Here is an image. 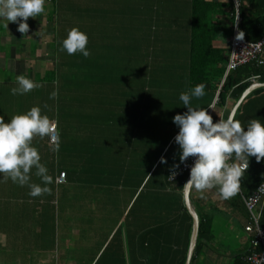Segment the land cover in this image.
<instances>
[{"label":"trees","instance_id":"obj_1","mask_svg":"<svg viewBox=\"0 0 264 264\" xmlns=\"http://www.w3.org/2000/svg\"><path fill=\"white\" fill-rule=\"evenodd\" d=\"M223 9H226L231 14V19L225 24L219 21L214 22L215 16L221 15ZM237 13L241 19L238 28L239 33H244L243 39L248 42L262 40L264 38V0H241L238 10H236L233 0H229L227 3L192 0V26L190 29L189 61L187 65L189 75L180 77L176 75L156 74L158 64L153 59L152 50L155 48L164 50L165 47H161L163 36H159L156 43L155 37L149 32L148 35L142 37L141 59L139 61L140 69L130 70L129 75L119 77L118 80L111 79L108 76L110 89L104 91V93L102 92V87L104 86L106 77L103 73L104 66L99 56L90 55L88 58H85L79 53L68 55L61 50V44H52L50 46L51 49L53 48V51L56 50V54L51 55V57L56 56L54 66L46 71L43 77L40 74H35L36 80L46 85L44 89L38 92L39 94L36 99L31 101L29 97L28 110L34 106H39L42 114H46L52 119L55 112L56 116H60L62 119L60 99L66 97L64 92H70L66 86L74 84L73 81L69 80L71 76L64 75L63 71L65 68H70L76 72L75 66H83L81 68L89 70L86 79L84 78V80L79 81L84 82L86 88L85 107L89 108V112L90 110L92 112L93 108L97 110L96 115L91 119L96 123H99V120L100 122L108 123L111 120L110 117H107L108 114L112 116L125 112V117L127 118L133 108H135L137 115L140 117V122L135 118V124L130 123L131 128L127 129L128 121H126L124 125L126 126L125 131H129L130 135H139L140 140L144 139L147 141L149 134L155 136L157 141L154 144H157L153 146V149L149 145L145 147L141 146L129 157L127 156L128 164L131 163V158L136 161L137 156L140 161L139 185L131 190L133 197L137 195L139 190V195L135 203L132 204V207L135 209V215H133L134 212L132 210L124 223V227L128 229L127 250L124 243H122L123 227H119L112 237L113 232L121 221L120 218L105 221L104 224L98 221L95 214L86 209V205L92 201V197L90 194H85L83 188H80L82 191L78 193L80 201L69 196L68 193L71 185L68 184V180L65 184L58 183L61 173H66L68 176V166L63 164L65 158H63V163H61L63 169L58 170L60 162L58 154H60V151L55 152V162L52 163L48 156L49 151L46 148L47 154H44L43 161L42 154L40 156L41 163L47 166L49 170L48 174L52 177V183L48 185L51 191L50 193L33 198L29 195L30 189L28 187L24 189L25 187L21 188L12 183L13 186L7 189L8 198L13 200L14 203L13 205L0 207V212L3 213L0 216L4 217L0 218V227L5 226L7 229L12 228L14 230L12 234L14 241L8 240L6 244L8 248L10 247L9 245H16L17 248L8 254V256H1L0 259H5L8 261V264H14L18 259L22 261V264H56L57 258L54 257V251L55 247H57L55 242L58 230V225L56 224L58 219L57 210L59 212L67 210L68 212L70 209L72 215L69 217V220L65 217V229L71 226V230L83 228L84 232L85 230L89 231V237L90 235L95 237L92 239V242L93 240H99V242H96L99 251L90 259V264H94L95 262L96 264H186L193 232V218L186 208L182 188L189 179L190 172L181 175L174 183L169 181V176L176 169L174 166L182 165L179 160V146L175 143L174 139L171 141L170 150L164 156L167 163L160 162L158 165L156 164L160 159V152L168 145V141L163 139L161 134H166L165 136L171 140L179 130L174 124L171 125L173 118L169 112L170 109L167 107V101L156 96L155 93L168 92L170 99L172 97L177 99L181 92L203 83L206 85L205 93L214 94L215 96L219 93L216 106L223 108L227 103L228 97L234 98L235 104H237L244 92L254 82L264 84V56L261 57L260 61L242 66L225 77L228 64V51L217 45L216 42L217 40H231L233 38ZM50 20L52 22V17H50ZM17 46L18 48H23V45ZM31 48L35 50V48L37 49V45L34 43L31 45ZM87 48L90 50V53L97 54L100 50V44L88 43ZM57 49H60L67 57L64 58L62 52L59 54ZM168 51L169 49L166 46L165 52ZM19 58L18 60L24 69L27 58ZM160 66L167 71L168 68L165 65L164 67L163 65ZM28 70L30 73V69ZM73 75H77V73H73ZM4 76L6 77V75ZM146 81H149V87ZM170 81H172V84L168 83ZM170 85L173 86V91ZM53 91H58L56 99L49 98ZM146 92H148L149 99L143 101L142 99L145 97ZM95 101L97 104H94ZM251 101L257 105L262 104L264 102V88L255 90L245 99L235 116L237 120L241 119V115L245 113V108ZM54 106H56L55 111H53ZM145 107H147V110ZM183 108L184 105L180 101L178 110L171 111L178 112ZM253 113H257V116H260V109H254ZM8 118L11 119L12 117ZM84 118L85 114L84 116L79 115L82 123ZM67 120V118L62 119L64 122ZM60 126L61 129L67 130L65 124ZM169 126H171L173 133L170 130L168 132ZM58 127L59 125L57 124ZM47 140L50 142L49 137ZM151 145L153 144L151 143ZM126 166L127 164L125 165V174L132 170V165L128 166L130 167L129 170ZM34 173L35 169H33L31 182L41 183L40 178L35 176ZM263 182L264 160L257 162L255 157H252L250 158L248 170L241 179L238 198L249 197L257 186ZM57 190L62 191V193L60 191L57 193ZM22 191L23 193L20 195ZM62 197H64V204L59 200L57 208V199H61ZM243 205L249 223V213L245 207L244 199ZM102 206L108 208L109 204ZM209 220L211 219L200 214L199 238L192 264L195 257L200 255L204 243L211 236ZM106 229L110 231L108 237L101 235V231H105ZM131 230L139 235L138 250H135L136 245L130 235L132 233ZM175 230L184 233V236L180 237L174 234L169 237L168 235L171 232H176ZM80 234H83L82 231ZM111 237V241L106 245ZM8 243L10 244L8 245ZM171 246L176 250H170ZM102 250L103 252H101ZM252 252L253 250L250 245L246 254L238 256L235 259V264H250L249 258Z\"/></svg>","mask_w":264,"mask_h":264},{"label":"crops","instance_id":"obj_2","mask_svg":"<svg viewBox=\"0 0 264 264\" xmlns=\"http://www.w3.org/2000/svg\"><path fill=\"white\" fill-rule=\"evenodd\" d=\"M206 1L227 3L229 0ZM45 9L44 14L37 16L40 21L36 24L37 30L33 31L32 39H29L30 37L27 33L22 34L18 32V24L15 23L8 24V28H11L12 32V34L9 35L8 29L3 26L7 21L0 20L1 74L9 75L11 78H16L21 74L25 76L30 74L26 67L23 69L18 59L23 56L27 57L26 54L28 51H30L31 54H35L37 51L39 52L38 47L37 49L35 48V50L31 48V44H39V38H41V36L37 35L39 29L42 30L46 28V31L51 37V44L58 45V43L61 44V41L66 37L68 30L73 27H78L88 35V43L100 44L98 55L95 53H91V55L96 57L99 56L104 66L103 73L106 78L104 86L102 87L103 93L110 89V80L108 81V76L111 79L118 80L119 77L121 78L124 75H129L130 70L140 69L139 61L141 59L142 37L148 35L149 32L155 37L156 43L159 36H163L161 47H165L164 50L156 48L152 50L153 59L158 64L156 74L176 75L180 77L189 75L187 65L189 61L190 29L192 26V0H99L97 3L93 0H46ZM37 17L32 20L33 24ZM50 17H52L53 23ZM229 19H231V14L227 12L226 9H223L221 15L215 16L214 22L219 21L225 24L228 23ZM30 22L31 19H28L27 23L29 26L31 25ZM2 30H4V32H2ZM14 31L16 35H13ZM173 36L177 37L174 38ZM29 40H31V44L25 49V44L29 43ZM231 40H217L216 44L228 51ZM17 45H23V48H18ZM166 46L170 51L165 52ZM57 50L58 53L61 54V50ZM51 53L55 55L56 50L53 51L52 48ZM51 58L55 60L56 56ZM11 61L16 62L14 68L9 65ZM160 65H163V67L165 65L166 68H168L167 71ZM11 80H13V82H11ZM33 81L41 84L36 80V76ZM4 82H10L13 87L16 86L15 79L7 80L5 78L4 80H0V85L4 84ZM168 83L172 84V81ZM41 85L42 87L33 90V94L38 96V92L44 89L46 84ZM171 90L173 91V86H171ZM217 95L206 93L203 98H193L191 104L193 107H212L216 99L218 100ZM11 100H0V110L5 114V121L9 118L7 113H5L6 111L4 112L3 106L9 105L11 107L18 102V100L15 99H13L15 102H11ZM21 102L24 103V101ZM234 104V98L228 97L225 107L222 108L215 105L212 116L213 122L215 123L219 119H226L236 107L237 104ZM256 108L260 109V116H257V113H253V110ZM17 109H23L19 114L28 111V107ZM55 110L56 106H54L53 111ZM186 111L187 109L183 108L178 112H169L172 114L173 118L175 115L183 114ZM17 114L18 113H15V115ZM242 115L240 119L242 125H245L250 119L255 117H259V119L264 121V102L257 105L251 101V103L246 106L245 113ZM59 117L60 116H56L54 112V118H52V120L59 125L58 150H56L57 144L48 142V137H34L32 141L33 146L38 149L39 154H42V161L44 154H47L45 151L47 148L50 161H52V163L55 162V152L60 151L59 149L65 140L63 136L66 131L64 128L61 129L60 125L69 123L70 125L80 126L79 122L82 123L80 119L76 118H69L64 122ZM107 117L111 118L110 122L105 123L99 120V123H96L91 119L92 116H88L87 111L85 112L83 127L84 132H86V137L83 139L81 137L82 133H79V135H76L74 141L71 142L67 139V144L64 145L68 147L66 153L67 158L64 160L63 164L68 166L67 180L68 184L71 185L68 195L74 197L76 193L73 189L83 188L84 193L90 194L92 197V201L88 202L91 205L88 211L94 213L98 221L99 219L108 221L119 217L121 221L117 229L113 232L112 237L119 227H123L122 243H124L127 250L128 229L124 227V223L126 219H128L130 212L132 210L134 212L135 210L132 204L135 203L139 195V190L134 197L131 190L135 189L140 181L139 158L137 156L136 161L131 158V163L128 164V157L141 146L145 147L149 145L152 146L153 149V146L157 144H154L157 138L149 134L147 141L144 139L140 140L139 135H130L129 131H125L126 126L124 125L126 121H128L127 129L131 128V125H129L130 123H133V125L135 124V118L140 122V117L137 115V110H135V108H133L127 118L125 117V112L112 116L108 114ZM172 124L171 122V125ZM169 130L172 132L171 126L168 128V132ZM165 135L166 134H161L163 139L168 141V145L160 152V159L156 163L157 165L160 163L162 157L165 158L164 156L170 150L171 141L177 134L173 136L171 140ZM151 143L153 145H151ZM59 155L60 154H58V157ZM66 160L68 162L67 164ZM126 160L127 162H125ZM126 164L128 170L130 169L128 166L132 165V170L125 174L124 170ZM60 169L62 170L63 168L62 164L59 162L58 170ZM0 188L6 187L0 185ZM24 189H27V186H25ZM22 193L23 191L20 195H22ZM238 194L239 193L228 200H223L217 194L216 189L205 190L203 193L191 189V202L199 217L201 214L211 219L209 220L211 236L204 243L200 255L195 257L193 264H235V259L238 256L248 252L251 235L245 231L248 218L244 211L243 199L238 198ZM182 195L184 197V189ZM8 197L9 194L7 190L1 191L0 204H13L14 201ZM240 197L242 198V196ZM96 198H98V200H96ZM95 202L98 203V208L92 206ZM100 204H109V206L107 208ZM98 210L106 211L105 216L100 215ZM67 213L69 217L72 215L70 209ZM0 214L3 213L0 212ZM133 215H135V212ZM0 218L4 217L0 216ZM174 234L180 237L184 236V233L180 231L171 232L168 236L170 237ZM79 235L81 236L80 233ZM101 235L108 237L110 235L109 229L101 231ZM130 235L136 245L135 250H138L139 235L133 231ZM112 237L109 238L106 245L109 244ZM0 238L3 239V236L0 235ZM0 242H2V240ZM93 242L96 245V242H99V240H93ZM103 250L101 252H103ZM170 250L175 251L176 249L171 246ZM0 264H8V261L0 260ZM14 264H22V261H16ZM94 264H96V262Z\"/></svg>","mask_w":264,"mask_h":264},{"label":"clouds","instance_id":"obj_3","mask_svg":"<svg viewBox=\"0 0 264 264\" xmlns=\"http://www.w3.org/2000/svg\"><path fill=\"white\" fill-rule=\"evenodd\" d=\"M46 0H0V20L18 24L17 31L26 34L29 32L27 23L29 18H36L45 13ZM241 32L237 39H243ZM88 35L78 27L68 30L66 37L61 41V50L68 55L81 54L88 58L91 53L87 48ZM15 87L11 94L26 95L41 84L21 74L15 78ZM206 85L201 83L187 91L181 92L179 100L187 109L183 114L173 117L172 123L178 128L174 137L179 146V160L184 163L189 157H194L190 168L189 179L185 183V194L191 189L201 193L205 190L216 189L223 200L234 197L241 188V179L249 167L250 158L255 157L257 162L264 160V121L259 118L250 119L245 125L235 118V111L226 119H219L215 123L208 108L193 107V98H203ZM58 91L50 94V99H56ZM56 129L54 121L46 114H42L39 106L12 116L5 121L0 116V183L11 180L20 187L27 186L29 195L33 198L50 193L48 185L52 177L48 168L41 163V156L32 141L34 137H51ZM57 149L59 134L56 136ZM231 161V162H230ZM161 163H167L162 157ZM175 165L174 168H178ZM39 177L41 183H33L32 174ZM176 172L169 176L175 179Z\"/></svg>","mask_w":264,"mask_h":264},{"label":"rangeland","instance_id":"obj_4","mask_svg":"<svg viewBox=\"0 0 264 264\" xmlns=\"http://www.w3.org/2000/svg\"><path fill=\"white\" fill-rule=\"evenodd\" d=\"M85 1V0H83ZM94 2H98L99 0H93ZM84 3V2H83ZM31 19L30 22V26H29V32L27 33L29 35V39H32L33 37V31L37 30L36 24L38 21H40L37 17V19L35 20V23H32V20L34 18H29ZM48 30V29H47ZM42 31V32H41ZM44 31V33H43ZM2 32H4V30H2ZM38 33V32H37ZM8 34L11 35V28H8ZM13 35H16V32H13ZM38 36H41V38H39V44L37 45L39 52L37 51L35 54H31L30 51L27 52L26 54V58L27 61L25 63V67L27 69H30V76L28 75L27 77H29L30 79H34L35 78V74L37 73H41V77H43L46 73V71L50 70L54 65V60L53 58H51V37L49 36L48 32L46 31V28L44 29H39V33L37 34ZM174 37V36H173ZM177 37V36H176ZM174 37V38H176ZM29 43L25 44V49H27V47H29V45L31 44V40L28 41ZM32 45V44H31ZM29 49V48H28ZM170 51V50H169ZM62 52V51H61ZM62 56L64 58H66L67 56L62 52ZM24 57V56H23ZM29 62V63H28ZM15 61H11L9 63L10 66H12L13 68L16 66ZM83 66H75L76 72L73 71V69L70 68H65L63 73L64 75H68L71 76V78H69V80L73 81L74 84L68 85L66 86V84H64V86L68 87L70 92H64L65 93V98L60 99V112H61V116L62 119L64 118H76L79 119V115L84 116L86 110L88 113V116H92L94 117L96 115L97 110L96 109H92V112H89V108L85 107V103H86V96H85V85L84 82H79L80 80H84V78L86 79L87 74L89 73V70H87L86 68H81ZM29 71V70H28ZM73 73H77V75H73ZM14 79L13 77L11 78V76L6 75V77L0 73V80H4V79ZM66 80V79H64ZM11 82H13V80H11ZM148 84L147 86L149 87V81H146ZM8 84V85H6ZM63 84V83H62ZM142 86V84H141ZM9 87V88H6ZM13 86H11L10 82H4V84L0 85V100H6L9 99L11 100V102H15L13 99L18 100L17 104L13 105V106H9V105H4L3 109L4 112L7 113L8 117H12L15 115V113H20V111H22L23 109H17V108H22V107H28V103H29V97L31 99V101H33L34 99H36L38 96L36 94H33V91H31L29 94L30 95H12L11 94V88ZM143 94V93H140ZM156 96H159L161 99H163L164 101H167L168 105V109L171 110H178V107H180V101L179 98L174 99L173 97L170 99L169 93H155ZM148 92L145 93V97H143V101L148 100ZM167 99V100H165ZM88 100V98H87ZM21 101H24V103H22ZM94 104H97V102L95 101ZM101 104V101H100ZM145 106V105H144ZM7 108V110H6ZM147 110V107H145ZM2 110H0V116H5V114H3L1 112ZM162 112V110H161ZM13 114V115H12ZM60 118V117H59ZM61 119V118H60ZM10 120V119H9ZM79 122V120H78ZM80 126L77 125H70L69 123L65 124V128L67 130H65L66 132L64 133V142L63 145L60 147V155L58 157L60 163H63V158L66 159V152L68 150V147L64 146L65 144H67V139L69 141H74L76 135H79V133L81 134V137L84 139L86 137V132H84V127H83V123L79 122ZM0 185H4L6 188H0V194L1 191L3 190H7V188H11L13 186L11 180H8L5 183H0ZM60 190H57V193H59ZM73 191L76 193L77 196H74L75 200L80 201L79 198V192L82 191L81 189H73ZM13 193V192H12ZM60 193H62V191H60ZM62 196V194H61ZM59 200L61 201L62 204H64V197H62L61 199H57L56 205L58 208V202ZM7 205H13L12 203H5V204H0V206L2 207H6ZM94 208H98V203H93L92 205ZM91 207L90 204L86 205V209H89ZM98 213L100 215L105 216L106 211L104 210H98ZM57 221L56 224L58 225V230L56 233V245L57 247H55V253H54V257H56L57 261L56 264H90L91 262V258L94 257V255H96L98 253V246L95 245V243L92 242V239L95 238L93 235H90V237L88 236L89 231L85 230L81 228V229H73L71 230L72 226L65 229V217L67 220H69V214L67 213V210L65 212H62L59 210H57ZM99 221H101L102 224L105 223V219H100ZM68 222V221H67ZM1 233L0 235L3 236V239L0 238V241L2 240V242H0V257L1 256H8V254H10L14 249L17 248L16 245L12 246L9 245L10 243H8V245L10 246L9 248L7 247L6 242L8 240L10 241H14L12 239L13 237V232L14 230L12 228L7 229L5 226L0 227ZM71 230V231H70ZM82 231V235L80 236L79 233ZM73 234V235H72ZM86 235V236H83ZM14 244V243H12ZM3 249H5V251H2ZM9 252V253H7ZM12 256V255H10ZM0 260H3L2 258ZM5 260V259H4ZM20 259L17 260V262H19Z\"/></svg>","mask_w":264,"mask_h":264},{"label":"built area","instance_id":"obj_5","mask_svg":"<svg viewBox=\"0 0 264 264\" xmlns=\"http://www.w3.org/2000/svg\"><path fill=\"white\" fill-rule=\"evenodd\" d=\"M233 1L236 10H238L241 0ZM240 22L241 19L237 13L234 36L228 50V64L225 77H227L230 72L235 71L242 66L260 61L261 57L264 56V38L258 42H248L245 39H237L240 34L238 28ZM216 103L217 99L212 106L213 111ZM213 111L209 110L212 116ZM55 124L56 129L51 134V137H49L51 144H56L58 128L57 123ZM194 160V157H189L187 161L174 170L176 172L175 179H169V181L174 183L181 175L190 172V168L193 165ZM66 180V173H61L58 178V183L65 184ZM243 199L245 207L249 213V223L246 225L245 231L251 235L250 245L253 250L249 258V262L250 264H264V182L258 185L249 197H244Z\"/></svg>","mask_w":264,"mask_h":264},{"label":"water","instance_id":"obj_6","mask_svg":"<svg viewBox=\"0 0 264 264\" xmlns=\"http://www.w3.org/2000/svg\"><path fill=\"white\" fill-rule=\"evenodd\" d=\"M261 88H264V84L259 83V82H254L252 84V86L250 88H248L244 92L243 96L238 101L236 107L233 110V111H235V116H236V113H237L238 109L240 108L241 104L243 103V101L252 92H254L255 90L261 89ZM218 95H219V93H218ZM190 192H191V190H189L187 192V194H185V191H184V198H185L186 208H187L188 212L190 213V215L193 218V233H192V237H191V243H190V248H189L188 258H187L186 264H191V262H192L193 256L195 254L196 246H197V243H198L199 230H200V217H199L198 213L196 212L195 208L192 205Z\"/></svg>","mask_w":264,"mask_h":264}]
</instances>
